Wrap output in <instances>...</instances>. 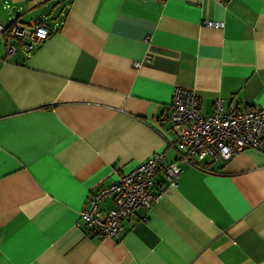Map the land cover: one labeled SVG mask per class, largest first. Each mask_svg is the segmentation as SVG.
<instances>
[{"label": "crops", "instance_id": "0c3cea01", "mask_svg": "<svg viewBox=\"0 0 264 264\" xmlns=\"http://www.w3.org/2000/svg\"><path fill=\"white\" fill-rule=\"evenodd\" d=\"M11 18L49 36L11 55L0 38V264H264V151L200 168L167 118L176 86L204 113L264 107V0H0ZM153 152L174 185L154 175L161 196L118 236L78 225L90 191Z\"/></svg>", "mask_w": 264, "mask_h": 264}, {"label": "built area", "instance_id": "2783aa9c", "mask_svg": "<svg viewBox=\"0 0 264 264\" xmlns=\"http://www.w3.org/2000/svg\"><path fill=\"white\" fill-rule=\"evenodd\" d=\"M222 21L206 20V26L220 27ZM49 36L48 27L41 19L22 23L15 18L0 21V38L6 39L5 51L14 54L18 47L28 52ZM167 118L176 135L178 160L190 162L200 168L208 161L226 160L245 148L264 151V107H224L216 98L210 113L200 109L196 93L189 88L176 86ZM206 160V162H204ZM161 152H153L137 166L119 174L108 186L90 191L87 204L79 211L78 225L101 236L115 237L123 229L122 222L129 219L140 207H150L162 191L151 193L153 177L161 172L170 185L177 182L182 168L177 160L165 163ZM111 198L113 205L106 211L98 203Z\"/></svg>", "mask_w": 264, "mask_h": 264}]
</instances>
